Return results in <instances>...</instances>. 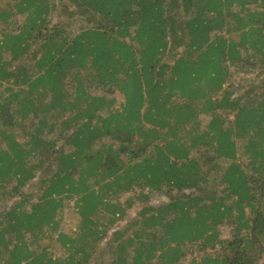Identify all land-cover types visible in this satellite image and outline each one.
<instances>
[{"label": "trees", "instance_id": "trees-1", "mask_svg": "<svg viewBox=\"0 0 264 264\" xmlns=\"http://www.w3.org/2000/svg\"><path fill=\"white\" fill-rule=\"evenodd\" d=\"M0 264H264V0H0Z\"/></svg>", "mask_w": 264, "mask_h": 264}, {"label": "rangeland", "instance_id": "rangeland-1", "mask_svg": "<svg viewBox=\"0 0 264 264\" xmlns=\"http://www.w3.org/2000/svg\"><path fill=\"white\" fill-rule=\"evenodd\" d=\"M2 1V4H5L7 3L8 0H1ZM242 73L240 75H238V77L235 78L236 82L239 80V78H242ZM245 80L249 81V84L251 83H256L257 82V79H256V76L255 75H252V74H248L246 75V79H244V82ZM247 84V86L249 85ZM113 97L116 98L117 102L118 103H121L122 102V97L119 95V94H115ZM200 120H202V123L203 125L206 124V122L208 121V117H205V116H201L200 117ZM129 196L131 195H126V196H123L122 198L119 199V201L121 203H123L125 201L126 198H128ZM164 201V198L161 197V198H156V197H153L149 200V204L150 205H158L160 203H162ZM74 207H73V202L71 201L70 203H68V206L66 207V209H64V216H63V222H62V230L67 233V232H70L72 230L75 229L76 227V224H77V216L75 214H73L74 212ZM135 216V211L132 209V210H128L127 211V216L125 217V219L120 222L118 225L123 227L124 224L126 222H129L130 220H132ZM225 231H223V238H230V233L227 229H224ZM52 250L54 251L55 250V247L52 248ZM56 254H59V253H56ZM193 254H190V256H192ZM194 256V255H193ZM262 263V261L260 262Z\"/></svg>", "mask_w": 264, "mask_h": 264}]
</instances>
